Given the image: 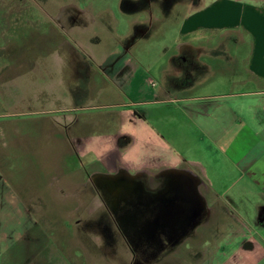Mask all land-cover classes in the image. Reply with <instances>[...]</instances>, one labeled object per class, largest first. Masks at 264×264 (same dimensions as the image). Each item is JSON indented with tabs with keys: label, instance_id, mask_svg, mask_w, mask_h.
Wrapping results in <instances>:
<instances>
[{
	"label": "rangeland",
	"instance_id": "374dc122",
	"mask_svg": "<svg viewBox=\"0 0 264 264\" xmlns=\"http://www.w3.org/2000/svg\"><path fill=\"white\" fill-rule=\"evenodd\" d=\"M54 1L37 0L40 9L32 0H0V264H82L77 248L87 236L102 234L93 227L90 229V224L97 223L104 208L92 183L87 182L84 172L77 169L81 163L86 166L93 158L76 159L69 140L102 135L113 141L121 120L125 118L122 112L133 113L135 117L156 111L145 105L150 102L153 92L166 86L168 77L163 72L166 75L173 73L167 60L175 52L171 47L178 40L176 32L182 19L192 14L198 0L191 4L187 0L176 1L164 10L153 5L151 17L143 13V19L154 25L149 32L153 37L149 42L137 41L133 47L132 57L142 67L133 80L127 77L122 85L74 74L70 64L66 63V60L74 59V55L61 51L62 47L77 40L80 46L101 44L103 51L115 49L113 33L122 35L132 29L131 17L120 13L121 8L125 9L121 1L104 0L106 6L113 9L114 18L96 14L90 33L77 35V38L75 35V39L66 32V18L58 19L59 29L55 32L48 26L55 14L53 4L82 6V0ZM8 3L7 15L4 8ZM19 3L23 10H20ZM169 14L170 19H164V15ZM2 15L6 16L3 18ZM111 19L114 30L105 28ZM82 20L77 21L81 23ZM231 38L212 37L209 45H218L219 51L213 56L207 53L202 57L206 63L213 60L214 85L225 83L229 72L236 71V68H226V61H243L247 57L248 40L244 38L243 42L235 44ZM165 47L168 48L164 52ZM148 79L154 81V87H150ZM100 88H104L105 93L97 96ZM200 90L197 88L193 94H199ZM217 90L231 92L226 86ZM120 103H130V106L119 107L117 104ZM80 104L82 107L75 109L74 106ZM127 129L125 126L124 130ZM233 135L238 140L246 139L241 132ZM118 143L123 145L120 140ZM110 155L114 156V153ZM102 161L96 163V170L105 169L106 161ZM198 189L202 192L201 185ZM68 207H79V210L66 211ZM233 214L237 215V212ZM238 215L244 218L241 213ZM210 220L213 229L209 226L202 228L198 234L203 239L190 251L196 252L197 262L188 260L184 263L185 257L183 260L180 253L181 256L161 259L156 264H219L215 259L212 262L204 261V258L212 247L215 251L218 246L215 242L225 236H241L243 230L229 226L227 220L237 223L236 220L228 212L221 211L217 204H213L212 211H206L203 224ZM212 234L211 246L203 241H208ZM124 250L123 247V253ZM180 257L182 260L178 259ZM86 264L102 262L89 255Z\"/></svg>",
	"mask_w": 264,
	"mask_h": 264
},
{
	"label": "crops",
	"instance_id": "0c3cea01",
	"mask_svg": "<svg viewBox=\"0 0 264 264\" xmlns=\"http://www.w3.org/2000/svg\"><path fill=\"white\" fill-rule=\"evenodd\" d=\"M95 1L82 0V6L75 3L56 6L54 12L65 6L73 9L64 18L66 32L73 39L75 35L77 38V35L90 33L96 14L114 18V11L106 6L107 2ZM192 10V14L179 23L178 40L171 47L175 52L167 62L172 65L173 73L167 76L163 72L168 77V85L153 92L145 105L156 111L135 117L133 113L122 112L125 118L120 122L117 136L113 135V141L94 135L88 139L73 138L69 142L76 159L93 158L86 166L80 162L77 168L84 172L86 181L88 174L99 171L96 170L99 160L106 161L103 166L107 167L110 153L114 156L116 153L117 161L128 171L189 173L202 186L199 193L204 207L212 211L213 204L220 205L221 211L228 212L239 223L227 220L229 226L243 230L241 236H225L215 242L218 244L215 251L209 252L204 260L215 259L219 264H264V0H198ZM120 13L131 17L132 29L128 34L113 33L115 49L103 51L101 44L80 46L78 40L62 47L61 51L74 55V59L66 60L74 74L121 85L127 77L132 79L137 75L142 64L132 57L133 47L137 41L149 42L153 33L137 31L147 22L139 11L121 8ZM170 17V14L164 15V19ZM79 18L83 19L81 23L77 21ZM112 20L105 28H111ZM222 30L225 31L222 33ZM229 36L235 44L243 42L244 38L248 40L247 57L243 61H226L225 67L236 68V71L228 73L225 83L214 85L213 60L206 63L202 57L219 51L218 45H209L212 37L226 39ZM131 37L136 38L129 48L130 56L118 59ZM223 86L231 92L217 90ZM197 88L201 89L199 94H193ZM104 90L100 88L97 96L105 93ZM117 105L129 107L130 103ZM74 107L80 109L82 104ZM234 132L245 134L246 139L238 140ZM123 136L131 139L128 145L118 143ZM88 167L93 169L90 171ZM78 210L79 207L66 209ZM203 242L211 243V240ZM77 250L82 264L87 263L89 255L98 257L102 264H134L127 245L102 234L87 236Z\"/></svg>",
	"mask_w": 264,
	"mask_h": 264
},
{
	"label": "flooded vegetation",
	"instance_id": "af4514ba",
	"mask_svg": "<svg viewBox=\"0 0 264 264\" xmlns=\"http://www.w3.org/2000/svg\"><path fill=\"white\" fill-rule=\"evenodd\" d=\"M36 1L32 0L42 9ZM49 1L52 3V0ZM120 1L127 11H139L142 14L145 12L151 17L153 5L164 10L166 6L181 0ZM187 1L195 3L197 0ZM19 4L21 10L22 4ZM53 6L56 7L55 4ZM9 8L10 3L6 4L5 12H3L6 14ZM54 8L52 7V11ZM72 11L70 6L55 11L50 18L49 29L57 31L58 19L65 18ZM153 26L147 19V22L137 31L150 32ZM135 38L131 37L127 40L118 59L128 54L129 48L135 43ZM119 140L123 142L122 144L127 142V145L131 142L127 136L120 137ZM107 167L87 175V182L92 183L93 191L104 208L102 216L96 224H90V229L93 227L105 238L127 245L132 253L134 264H156L161 259L170 260L176 255L181 256L180 253L183 254V258L178 259L184 260L185 257L184 263L188 260L197 262L196 252L190 251L196 248L193 247L194 244L203 239L198 232L202 228L210 227L209 223L212 221L203 224L207 210L205 207L200 209L197 202L200 195L198 181L182 170L159 173L146 170L128 171L113 155L108 156ZM195 184L197 192L192 189V185ZM210 228L213 229V227ZM209 239L211 240L209 244L212 246L213 234ZM189 254L192 255L191 258Z\"/></svg>",
	"mask_w": 264,
	"mask_h": 264
},
{
	"label": "water",
	"instance_id": "95a60500",
	"mask_svg": "<svg viewBox=\"0 0 264 264\" xmlns=\"http://www.w3.org/2000/svg\"><path fill=\"white\" fill-rule=\"evenodd\" d=\"M192 189L195 190L197 192V185H192ZM197 202L199 204V208L202 209L204 207V201L203 199L200 197V195H198V198H197Z\"/></svg>",
	"mask_w": 264,
	"mask_h": 264
},
{
	"label": "built area",
	"instance_id": "2783aa9c",
	"mask_svg": "<svg viewBox=\"0 0 264 264\" xmlns=\"http://www.w3.org/2000/svg\"><path fill=\"white\" fill-rule=\"evenodd\" d=\"M147 82L150 85V87H154L155 86V83H154V81L152 79H148Z\"/></svg>",
	"mask_w": 264,
	"mask_h": 264
}]
</instances>
